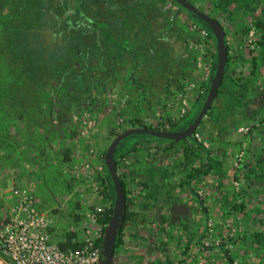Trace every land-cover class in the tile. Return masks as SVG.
Returning a JSON list of instances; mask_svg holds the SVG:
<instances>
[{
  "label": "crops",
  "instance_id": "crops-1",
  "mask_svg": "<svg viewBox=\"0 0 264 264\" xmlns=\"http://www.w3.org/2000/svg\"><path fill=\"white\" fill-rule=\"evenodd\" d=\"M164 1L77 0L74 42L62 43L60 79L66 104L42 105L39 117L32 105L25 111L19 105L0 111L1 221L11 219L23 194L34 197L37 211H54L53 201L62 206L60 194L65 207L75 206L76 198L112 203L99 192V184L117 133L113 105H122L125 114L121 131L142 121L157 130L177 115L174 95L183 94L199 75L201 54L187 42L201 43L191 29L194 23L178 6L170 23L161 12ZM190 1L228 33L229 71L237 86L215 101L199 128L203 151L193 141L172 145L146 140L118 151L119 173L128 190V220L115 264H229L224 252L232 264H264V44L252 28L254 17L264 18V0H256L253 17L244 16L245 10L237 12L234 23L217 7L218 0ZM216 58L217 52L211 51L204 61L213 68ZM209 86H202L190 102V117L183 121L195 108L199 112ZM86 113L99 124L98 135L96 129L89 139L81 136V122L72 120ZM242 129L250 131L243 134ZM241 154L242 167L236 170L234 162ZM235 180L241 184L239 191ZM209 222L213 236L208 234ZM55 226L51 232L57 245H80L63 239L62 225ZM234 230L236 236L231 235ZM212 240L225 242L230 250ZM2 263L12 264L0 252Z\"/></svg>",
  "mask_w": 264,
  "mask_h": 264
},
{
  "label": "built area",
  "instance_id": "built-area-1",
  "mask_svg": "<svg viewBox=\"0 0 264 264\" xmlns=\"http://www.w3.org/2000/svg\"><path fill=\"white\" fill-rule=\"evenodd\" d=\"M161 12L172 23L177 18V4L174 0H165L161 5ZM191 29L199 35L201 41V43L196 44L187 39L189 49L201 54L197 62L199 75L197 81L187 84L183 94L174 95V102L178 105L177 115L170 119H164L165 121L161 120L164 121L159 127L161 131H170V123L179 124L183 121L189 111L190 102L197 97L202 86L210 83L213 75L212 64L209 61H204V58L210 56L211 51L216 52L211 33L206 28L196 24H193ZM113 108L118 117V124L124 127L126 121L121 115L122 105L115 104ZM79 121L82 126L81 136L84 139L91 138L97 129L96 119L86 113ZM139 127H147V124L142 121L139 123ZM241 131L243 134H248L250 129H242ZM193 138L200 145L205 144L198 131ZM243 156L244 154H241L237 158L236 170L242 167ZM100 172L101 176H104L102 175L104 168L103 170L100 169ZM234 187L239 191L240 182L235 181ZM11 215L10 220L1 221L0 219V252L12 264H101L103 241L108 225L102 224L100 221L104 219L106 211L92 209L87 213L86 223L81 227L83 240L76 249L61 248L52 240L51 231L53 227L57 228L55 222L48 214L35 209L34 197L31 195H20ZM212 226V223L209 222V233L212 232ZM224 243L220 241L215 246L230 250V246L224 245Z\"/></svg>",
  "mask_w": 264,
  "mask_h": 264
},
{
  "label": "trees",
  "instance_id": "trees-1",
  "mask_svg": "<svg viewBox=\"0 0 264 264\" xmlns=\"http://www.w3.org/2000/svg\"><path fill=\"white\" fill-rule=\"evenodd\" d=\"M66 1L68 0L63 1V4H66ZM51 4L52 1L50 0H0V12H1L0 24L2 25L1 34L3 36L2 46H5L7 50V54L5 55L8 56L7 57L9 60L8 65L11 68H14V67H18V63L21 62L19 65L21 71L17 76V85H22L21 82L35 83V81L38 80V76L40 74L39 67L55 69L59 66L60 61H62V42L53 43L54 39L60 41V38L62 39V34L64 33V35L66 36L65 43L74 42L75 26H76L75 24L78 20L76 17L77 16L76 11H74L75 4L71 3L70 9L68 8V6L62 5L60 3H58L57 5H51ZM255 4H256V0H218L217 1V7L220 8L221 10H225L226 12H228V15L231 18L230 21L232 23H234L235 20L234 16L240 10L246 11L244 16L253 17V14L256 12V6H254ZM63 6L65 8L62 10ZM31 8L33 9V13L30 12ZM52 8L54 11L57 10L54 17L56 18L59 17L61 25L59 23L55 24L54 20H51L52 15L49 14V11ZM58 9L62 10L63 12L62 11L59 12ZM262 11L264 13V7L262 8ZM184 12L188 15L189 19H191V21L194 24L198 25L199 27L205 28V26L201 23V21L198 18H194L186 11ZM38 20L42 22V25L39 28H34V25H36ZM252 22H253L252 23L253 31H255L256 29L257 32L259 33V40H258L259 43L264 44V18L254 17ZM46 30L47 31L51 30V31L47 34ZM44 33L46 34H45V38H43L42 36L43 42L38 41L37 39L40 38L39 36L43 35ZM227 35L228 33L226 32V36ZM212 39L216 44L213 36ZM227 56H228V61L226 65V74L222 87L219 91L217 100L226 90H228L229 88L234 89V87L237 86L233 74L229 71V65L231 62V57L229 55V48H228ZM32 65H34L35 68L31 70L32 74H29L30 67H33ZM61 68L62 66L56 71H54V73H51V75L56 74V77H54V79H60V75L62 73H60L59 70ZM27 74H29V76H27ZM25 75L27 77H25ZM206 97L207 96H205L204 98L206 99ZM14 104L15 103H12V106ZM17 105L21 107V110L24 109L23 111H25V105L23 104H17ZM197 114L198 112H195V114L188 120L187 124L192 122L197 116ZM122 115L125 114L122 113ZM129 121L133 123V127H136L135 125V123H137L136 119L132 118L129 119ZM170 124H171V128L180 125V124L177 125V123H170ZM184 126L185 124H182L180 127L183 128ZM157 130L161 131L159 128ZM140 137H146V140L151 142L159 141L172 145L175 144L172 142H166L161 139L151 138L147 136H139V137H135L134 139ZM193 142L197 143L195 139H193ZM124 146H126V144ZM135 150L136 147H133V149L129 150L128 152ZM196 150L203 151L204 149L200 145L199 149ZM196 150L194 149L192 153L194 154L195 158H198V152ZM118 158L119 156L117 153L116 156L117 161ZM105 172H106V177L108 178V171L106 167H105ZM118 172H119V161H118ZM197 174H202V173L196 171V175ZM119 177L127 198L128 190L124 178L125 176L119 173ZM104 186L107 192L106 194L112 200V208L106 213L104 219L100 222L102 224L108 225L113 215L115 193L111 185L108 184L107 181H104ZM127 220H128V216L126 218V222ZM123 231H124V227L117 238L115 254H116V250L123 243ZM218 248L223 250L224 247H218Z\"/></svg>",
  "mask_w": 264,
  "mask_h": 264
},
{
  "label": "rangeland",
  "instance_id": "rangeland-1",
  "mask_svg": "<svg viewBox=\"0 0 264 264\" xmlns=\"http://www.w3.org/2000/svg\"><path fill=\"white\" fill-rule=\"evenodd\" d=\"M50 1H52L51 5H57L58 3H60L62 5L68 6L69 9L71 8L70 4L74 3L75 4L74 11H76L77 0H68V1H66V4H63V1H65V0H50ZM32 8L30 11L31 13H33ZM64 8L65 7L63 6L62 10ZM62 10L58 9L59 12H61ZM56 11L57 10L54 11L53 8L50 9L49 14L52 15L51 20H54L55 24L59 23L61 25L59 17L58 18L54 17ZM41 25H42V22H40V20H38L36 25H34V28H39ZM96 25H97V27H96L97 29H99V27L101 26L99 23ZM1 29H2V25L0 24V111L1 110L3 111V110L8 109V108L11 109L12 103H15L13 106H16L17 104H23L26 107H28L29 105L34 106L33 110L37 111V113H34V114L38 115V114H40L39 111H40L42 105L48 106L51 104L53 106V105L64 104L63 103L64 97L62 96V80L61 79H54V77H56V75H51V73H54V71H56L61 66H63L62 61H60L59 66L55 69H48L46 67H42V68L39 67L40 74L38 76V80H36L35 83H33V82L25 83L23 81L24 83L21 82L22 85H17V76H18L19 72L21 71L20 67H19L21 62L18 63V67H14V68H11L8 65L9 64V60L7 58L8 56L5 55V54H7V50H6L5 46H2L3 36L1 34V32H2ZM50 31L51 30L47 31V34ZM194 33H196V32H194ZM45 34L46 33H44L43 35H40L39 36L40 38L37 40L40 42H43L42 36H43V38H45ZM65 41H66V36L63 33L62 39L60 38V41L57 39H54L53 43H60V42L65 43ZM73 65H74V63H72L71 67H73ZM32 66L33 67H30L29 74H32L31 70H33L35 68L34 65H32ZM60 73H62V68H61ZM29 74H27V76H29ZM27 76L25 75V77H27ZM61 76H63V75H61ZM61 78H63V77H61ZM225 84H227V83H225ZM197 108H195L191 112L192 116L195 114V112H198ZM23 113L32 115L33 112L27 113V111H26ZM112 114L114 116V113H112ZM189 115H190V113L187 115L188 118L190 117ZM38 117H39V115H38ZM81 117H83V115H81L79 117V114H76L72 118V120L74 122L75 121L79 122V119ZM114 118H115V121H114L113 127L115 128V131L117 132L115 135L117 137L120 134H122L123 132H125V131H121V129L126 127V126L122 127L121 125L118 124V117H117L116 113H115ZM98 131H99V124L97 126V132L95 133L96 135H98ZM201 138H202V135H201ZM145 140H146V137H140V138H136L133 140H129V142L126 144L124 149L132 147V145H134V143L136 141H145ZM235 164H236V161L234 162V166H233L234 168H235ZM104 181L108 182V178L106 177V175L103 177H100V184H99L100 191L99 192L103 193V195H107L106 194L107 192H106V189L104 186ZM235 181H237V180H235ZM234 182H233V184H234ZM60 192H62V191H60ZM60 195H61V197L59 196V199L62 200V201H60L62 203V206L60 203L58 204L57 201H53V203L55 204L54 208H56L54 211H53V209H43L42 208L40 212L48 214L53 219L55 224L56 223L58 225L61 224L62 225V237H63V239H66L67 241H72L71 242L72 244H74V243L79 244L83 240V234L81 232V227L83 226V224L86 223L87 213L89 211H91L92 209L93 210L94 209H100V210H103L104 212L106 211V213H107L112 208V203H109V202L95 203L94 201L91 202L92 198H90V197L84 198L83 202L82 201L78 202V200H76L77 198L76 199L74 198L76 201L75 206L68 203L67 204L68 207H65V204L63 201V200H65V198L62 196V194H60ZM81 200H82V197H81ZM211 229H212V232L211 233L208 232V234L213 236L215 234L213 226ZM234 231H236V230H234ZM234 231L232 234H234V236H236L237 231L236 232H234ZM212 242H213V244L216 243L213 240H212ZM222 243H223V241H222ZM62 248L68 249L67 246H64ZM69 249H72V248H69ZM118 249L121 251V247H119ZM118 254H119V252H118ZM118 258L121 259V255H118ZM118 261H119V259H118Z\"/></svg>",
  "mask_w": 264,
  "mask_h": 264
},
{
  "label": "water",
  "instance_id": "water-1",
  "mask_svg": "<svg viewBox=\"0 0 264 264\" xmlns=\"http://www.w3.org/2000/svg\"><path fill=\"white\" fill-rule=\"evenodd\" d=\"M175 3L194 18H198L205 28L211 33L216 42L217 58L213 65V75L208 89L207 97L199 110L195 119L178 131H158L148 127L130 128L117 136L110 145L105 155V166L108 171V184L111 185L115 193V201L112 218L106 228L103 241V259L101 264H115V249L119 234L121 233L127 212V200L118 172V161L116 156L118 151L129 142L130 138L147 136L161 139L166 142L179 144L183 141H193L194 134L202 126L204 119L208 116L217 100L219 91L222 87L226 65L228 61V44L224 27L213 17L202 12L195 7L190 0H174ZM228 263L232 261L228 253L224 252Z\"/></svg>",
  "mask_w": 264,
  "mask_h": 264
},
{
  "label": "flooded vegetation",
  "instance_id": "flooded-vegetation-1",
  "mask_svg": "<svg viewBox=\"0 0 264 264\" xmlns=\"http://www.w3.org/2000/svg\"><path fill=\"white\" fill-rule=\"evenodd\" d=\"M187 122H188V120H184L182 123H180V125L179 126H175V127H173V128H171L170 129V131H178V130H180V129H182L180 126L182 125V124H187ZM180 144V143H179ZM175 145V144H174ZM178 145V144H177Z\"/></svg>",
  "mask_w": 264,
  "mask_h": 264
}]
</instances>
